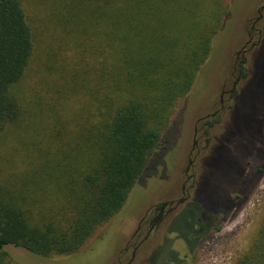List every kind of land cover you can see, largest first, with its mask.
I'll use <instances>...</instances> for the list:
<instances>
[{
    "label": "rangeland",
    "instance_id": "1",
    "mask_svg": "<svg viewBox=\"0 0 264 264\" xmlns=\"http://www.w3.org/2000/svg\"><path fill=\"white\" fill-rule=\"evenodd\" d=\"M77 1L21 0L33 32L34 53L15 87L20 119L0 132V173L4 175L12 173L21 179L29 161L44 156L61 157L63 164L72 167L75 148L94 147L91 141L100 117L89 115L96 105L86 100L82 89L88 86L97 96L100 93L95 92L97 77L89 74V34L81 31L88 24L81 22L83 14L77 7L103 6ZM260 2L226 0L228 15L213 39L211 53L191 91L177 102L159 147L129 195L128 206L100 226L74 254L45 258L8 245L4 250L12 258L9 264H127L147 232L145 226L140 239L131 238L152 199L187 196L182 185L191 153L197 179L187 183L188 188L192 186L188 199L153 230L131 264H155L159 254L169 257L173 252L178 255L173 264H234L249 249L264 223V42L249 67L247 84L241 83L232 99L225 96V109L207 121L213 123L207 134L203 135L206 126L200 123L195 136V126L199 118L220 107L223 83L231 89L234 52L247 39L244 27L256 15ZM66 121L70 127L61 142L55 133ZM82 135L90 141L81 142ZM206 139L210 140L208 148ZM238 199L242 200L237 203ZM198 223L214 226L207 231L198 229L195 248L189 252L181 236H190L188 225Z\"/></svg>",
    "mask_w": 264,
    "mask_h": 264
},
{
    "label": "trees",
    "instance_id": "2",
    "mask_svg": "<svg viewBox=\"0 0 264 264\" xmlns=\"http://www.w3.org/2000/svg\"><path fill=\"white\" fill-rule=\"evenodd\" d=\"M77 2L103 6L77 7L81 22L88 24L81 31L89 34V74L97 77L93 90L100 93L82 89L96 105L89 115L100 117L94 147L75 148L72 167L61 157L44 156L29 161L21 179L0 173V264L12 260L4 250L8 245L45 258L74 254L115 218L159 147L177 102L191 91L228 15L226 0ZM33 53V32L21 0H0V132L20 119L15 87ZM69 127V121L58 125V141H65L61 136ZM50 169L55 171L49 174ZM188 226L195 239L181 237L192 252L198 229L207 231L214 224ZM171 255L159 254L155 264L166 259L173 264L178 255ZM234 264H264V223Z\"/></svg>",
    "mask_w": 264,
    "mask_h": 264
},
{
    "label": "flooded vegetation",
    "instance_id": "3",
    "mask_svg": "<svg viewBox=\"0 0 264 264\" xmlns=\"http://www.w3.org/2000/svg\"><path fill=\"white\" fill-rule=\"evenodd\" d=\"M244 30L246 31V37L247 39L242 42L239 46V49L234 52V63H233V76L234 81L232 84L231 89H227V84L223 83L221 88V94H220V107L216 109L214 112L207 114L204 117H201L197 120L196 126H195V136L199 132L200 129L197 128L198 124L203 123L205 127V131L203 132V135L207 134V131L211 126H213V123L207 122L210 118L215 119L219 114H221L225 109V96L229 95V99L233 97L235 94L238 86L241 83H245V85L248 82L249 78V67L252 65V61L254 59V55L256 54L257 50L261 49L264 42V0H261L259 7L256 9V15L251 16L247 19V26L244 27ZM235 50V49H234ZM206 146L208 148V145L210 144V140L206 139ZM197 145V139L194 140V148L196 149ZM200 153V150H198ZM198 153V154H199ZM196 158V157H195ZM193 162L194 158L192 157V153L190 154L189 163L186 169L184 170L185 174V181L182 185V193L183 196L179 199H152V203H150L149 207L146 209V212L144 216L138 221L136 229L131 236V238L140 239L142 234L144 233V230L147 229L146 234L142 239L139 240V242L134 246L133 253L130 261L127 264H131L134 260L136 251L143 245V243L148 239V237L151 235L153 230L163 221V219L172 213H174L183 203L186 202V200L189 197V189L192 187H187V183L189 181L195 183L197 179V171L193 170ZM141 182V180H140ZM147 187V185L145 186ZM238 199L237 203H239ZM128 204L126 205V207ZM225 214H222L223 216ZM177 221L175 219L173 221V224ZM145 226L147 228L145 229ZM200 230H204L205 228L201 227Z\"/></svg>",
    "mask_w": 264,
    "mask_h": 264
}]
</instances>
